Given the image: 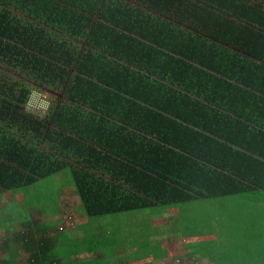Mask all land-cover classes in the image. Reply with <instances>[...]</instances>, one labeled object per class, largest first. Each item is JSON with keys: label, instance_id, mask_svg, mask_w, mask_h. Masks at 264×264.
<instances>
[{"label": "trees", "instance_id": "16d2710c", "mask_svg": "<svg viewBox=\"0 0 264 264\" xmlns=\"http://www.w3.org/2000/svg\"><path fill=\"white\" fill-rule=\"evenodd\" d=\"M0 71V194L68 174L87 218L246 195L247 247L264 257V163L251 157L264 148L222 126L264 118L253 108L264 105V0H0ZM33 89L56 99L42 118L25 110ZM230 143L261 177L224 173ZM12 211L19 224L29 210ZM29 219L3 244L26 249L28 264L63 263L60 250L74 246L56 245L64 228L50 231L52 218L31 231ZM90 237V253L106 243Z\"/></svg>", "mask_w": 264, "mask_h": 264}, {"label": "rangeland", "instance_id": "374dc122", "mask_svg": "<svg viewBox=\"0 0 264 264\" xmlns=\"http://www.w3.org/2000/svg\"><path fill=\"white\" fill-rule=\"evenodd\" d=\"M9 76L16 82L22 78L16 73H9ZM31 97L33 100L26 104L25 110L39 118L48 114L50 106L56 102L53 93L41 89H33ZM71 189L73 184L70 176L58 174L39 180L24 190L2 192L0 232L20 226L17 218H9L12 213L17 216L13 209L22 210L21 212L40 209L52 216H70L72 219L67 224L68 227L77 226L79 232H82L81 228L83 231L90 230L87 233L108 232L105 241L110 244V260L115 262L124 260V251L132 247L137 257L154 258L163 252L168 253L166 258L155 260L159 264H264L263 256L252 254L255 251L254 243L247 247V243L252 242L251 236H256L247 226H252V221L247 218V211H251L253 205L242 206L243 197L239 195L179 203L172 207L173 210H162V214L158 209H146L88 218L89 224L81 225L78 221H82V213L76 208L80 202ZM64 192L69 193L66 195ZM62 196L66 201L65 205L64 200L62 202L64 206H61ZM12 203L18 205H11ZM60 206L69 213L61 215L58 212ZM20 215L22 214L18 216ZM23 220L21 217L19 223ZM43 223L55 227L58 222L53 219L52 223ZM1 241L0 238V261L3 255ZM82 246L84 245L81 243H74L76 250ZM257 248L259 252H263L264 244L261 240ZM60 253L66 262L73 258L67 248L60 250ZM21 258L18 264H28V254ZM13 261L15 262V258Z\"/></svg>", "mask_w": 264, "mask_h": 264}, {"label": "crops", "instance_id": "0c3cea01", "mask_svg": "<svg viewBox=\"0 0 264 264\" xmlns=\"http://www.w3.org/2000/svg\"><path fill=\"white\" fill-rule=\"evenodd\" d=\"M33 100L32 97L30 99V101ZM254 110H261L264 108V105L262 106V104H258V106L253 105ZM251 114V118L246 119H231L230 122L227 121H222V126H223V130L224 133L228 134L230 136V139L232 140H236L238 143L242 142L244 145H247L248 140L246 138H248L250 140V142H252L253 144H256L257 140L259 141V149L262 151L264 148V138H263V134H264V118H262L261 116H259V113L255 112V113H250ZM210 126H220L219 122H210L208 123ZM230 127V128H229ZM258 138V139H257ZM229 144V143H228ZM231 144V143H230ZM236 153H240L239 156L236 157ZM245 155H249L247 150H244L243 152H241L240 148H235V146H233L231 144L230 146V152H225L223 155V162L226 160H229V168L230 170H224L225 174H229V176H231L233 179H238V177L236 175L241 174L244 176H247L249 179L252 177H256L259 178L261 177V173L258 174L257 176L254 175V169L249 168L252 164L255 165H259V163L252 161L250 159H247ZM251 157L258 159V161L264 163V159L263 158H259L256 155H252ZM232 158H234L235 160H232ZM252 162V163H251ZM249 168V169H248ZM242 178V177H239ZM251 180V179H250ZM252 181V180H251ZM250 188L252 189H257L258 186L252 182H250V184H248ZM74 191V188L71 189V191ZM255 192V191H254ZM66 195L69 192H64ZM64 195V194H63ZM241 197H243L242 199V206H247V205H252L251 202L247 201V196L246 195H239ZM61 206L63 205V200H64V205L66 204V201L64 199V196H62L61 198ZM200 199V198H198ZM197 199L191 200V201H195ZM211 200V199H209ZM80 202V201H79ZM188 202V201H187ZM18 205V203H12L11 205ZM63 205V206H64ZM172 209H166V210H173ZM165 210V211H166ZM164 211V212H165ZM40 210L35 209L33 210H29L28 212H26L23 215V219H27L28 217H30L29 221V225L30 227H28L31 231L33 229H35V227H33V225H35L34 223H39L42 222L43 220H51L52 218L54 219H58L61 220V222H59L57 225L51 226L50 227V231H52L54 234L57 232L56 229H59L60 226H62L64 228V231H62V234H68V235H62L61 237L58 236V238L63 239V241H57L56 245H58L59 247H63V245H68L70 240H73V243H76V238L80 239L86 244V246H82L81 248L78 249V252L76 254H73V258L69 261L66 262L64 260V258H61V261H63V263L60 264H90L89 261L94 259V264H159V263H155L156 259H164L168 256V253L163 252L161 253L159 256H156L154 258H150V257H137L136 254L134 253V251L132 250V247L130 248V250H126L124 251L125 257L124 260H121L119 262H115L112 263L110 261V259L104 260L105 254H109L110 252H108V249L110 246H108V242L101 244V246H97L95 247L94 251L92 253H90V250L93 248V245H91L90 243V238L93 237L91 235V233L93 232V234H95V238H100V240H106L108 238V232H103V231H92L90 233H85L86 231L79 232L77 230V226H74L72 228L68 227V220L66 221L65 226L64 224V219L66 218H62L60 219L59 216H52V215H47L43 212L39 213ZM78 212L82 213L81 214V219L82 221H78V223L85 224L88 225L89 221L88 218L83 214V212L81 210H78ZM176 212V211H175ZM162 214V213H161ZM160 218H158L159 220ZM20 226L17 227H13L12 230L10 232H8L6 235H4V237L1 236V251H3V255H2V260L0 261V263L3 264H18V262H20V260L22 259L21 257L24 254H27L25 252L26 249H24L22 246L20 249H15L12 252L10 247H7L3 244L4 241L8 242L9 245L12 244V241H15L13 239H16L19 234L24 233L23 231L25 230V227L23 225H21L20 223L18 224ZM14 229V230H13ZM59 232V230H58ZM65 240V242H64ZM19 243H21L20 241L16 242V245H19ZM64 248H67L70 251H73L75 249L74 246H65ZM29 256V255H28ZM55 253L53 251H48L46 253V260H54L55 258ZM132 259H131V258ZM15 258V262L13 261ZM141 258H143L144 260H142ZM49 264V263H48Z\"/></svg>", "mask_w": 264, "mask_h": 264}]
</instances>
